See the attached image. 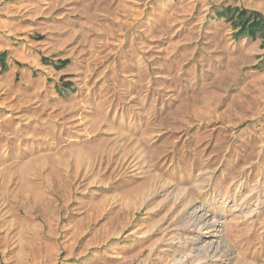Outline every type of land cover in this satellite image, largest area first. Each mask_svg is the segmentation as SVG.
<instances>
[{
	"label": "rangeland",
	"instance_id": "obj_1",
	"mask_svg": "<svg viewBox=\"0 0 264 264\" xmlns=\"http://www.w3.org/2000/svg\"><path fill=\"white\" fill-rule=\"evenodd\" d=\"M226 7L264 14L0 0V264H264V36Z\"/></svg>",
	"mask_w": 264,
	"mask_h": 264
},
{
	"label": "trees",
	"instance_id": "obj_2",
	"mask_svg": "<svg viewBox=\"0 0 264 264\" xmlns=\"http://www.w3.org/2000/svg\"><path fill=\"white\" fill-rule=\"evenodd\" d=\"M218 17H227V19L233 21V27L237 28L235 37L242 35H263L264 36V16L255 11H248L245 9H232L226 7L222 11L217 13ZM234 19L235 22H234ZM2 61L4 54L1 55Z\"/></svg>",
	"mask_w": 264,
	"mask_h": 264
},
{
	"label": "crops",
	"instance_id": "obj_3",
	"mask_svg": "<svg viewBox=\"0 0 264 264\" xmlns=\"http://www.w3.org/2000/svg\"><path fill=\"white\" fill-rule=\"evenodd\" d=\"M262 16H264V14H262V13H260ZM46 61V60H45ZM60 64H62V62L60 63Z\"/></svg>",
	"mask_w": 264,
	"mask_h": 264
}]
</instances>
